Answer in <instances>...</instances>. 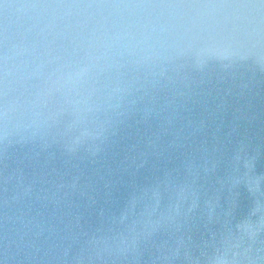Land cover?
Returning <instances> with one entry per match:
<instances>
[{
	"label": "water",
	"instance_id": "95a60500",
	"mask_svg": "<svg viewBox=\"0 0 264 264\" xmlns=\"http://www.w3.org/2000/svg\"><path fill=\"white\" fill-rule=\"evenodd\" d=\"M0 264H264V0H0Z\"/></svg>",
	"mask_w": 264,
	"mask_h": 264
}]
</instances>
